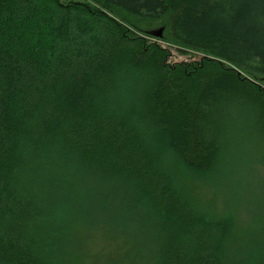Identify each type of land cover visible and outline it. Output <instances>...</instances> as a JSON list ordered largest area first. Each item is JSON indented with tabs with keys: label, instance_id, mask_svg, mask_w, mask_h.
I'll use <instances>...</instances> for the list:
<instances>
[{
	"label": "trees",
	"instance_id": "obj_1",
	"mask_svg": "<svg viewBox=\"0 0 264 264\" xmlns=\"http://www.w3.org/2000/svg\"><path fill=\"white\" fill-rule=\"evenodd\" d=\"M138 24L221 64L171 67ZM241 71L264 78V0H0V264H77L100 220L153 264H264V191L245 229L182 182L244 147L264 173V91Z\"/></svg>",
	"mask_w": 264,
	"mask_h": 264
},
{
	"label": "rangeland",
	"instance_id": "obj_2",
	"mask_svg": "<svg viewBox=\"0 0 264 264\" xmlns=\"http://www.w3.org/2000/svg\"><path fill=\"white\" fill-rule=\"evenodd\" d=\"M88 4L95 8L92 3ZM138 25L145 32H136L129 26L127 28L134 31V35L143 40L144 44L158 46L165 50L167 64L171 67L180 66L189 72H193L200 66L201 61L220 63L213 56L171 43L167 40V35L164 36V27L148 29L149 26L145 24ZM161 29V37L157 38L148 34ZM222 65L232 68L227 63H222ZM242 75L250 83L264 91V78L245 72H242ZM238 154L241 160L237 161L236 169L226 166L225 174L221 180L213 181L209 177L185 174L182 182L191 200L198 207L206 211L211 210L217 215H223L225 212L233 215L231 213L234 212L235 215L233 216L239 226L243 225L245 229H250L256 223L254 220L258 208L256 196L264 191V173L252 158L251 160L245 159L250 157V152L246 151L245 147L238 148ZM89 200L93 201L91 198ZM94 209H96L95 212H100L97 208ZM137 216L134 215L133 217ZM102 219L106 223L107 215L102 214ZM101 226L100 220V224L95 230L78 232L79 240L76 244L77 257L75 260L77 264H153L149 260L148 250L139 239L142 237L137 231H124V234L117 231L111 233L104 228L102 230Z\"/></svg>",
	"mask_w": 264,
	"mask_h": 264
},
{
	"label": "water",
	"instance_id": "obj_3",
	"mask_svg": "<svg viewBox=\"0 0 264 264\" xmlns=\"http://www.w3.org/2000/svg\"><path fill=\"white\" fill-rule=\"evenodd\" d=\"M161 33H162V29L161 30H158V31H153V32H150L148 33L149 35L153 36V37H161ZM239 75H240V72H237Z\"/></svg>",
	"mask_w": 264,
	"mask_h": 264
}]
</instances>
